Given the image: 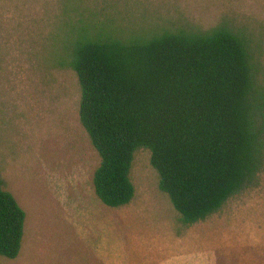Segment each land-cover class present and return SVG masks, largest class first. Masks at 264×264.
<instances>
[{
  "label": "rangeland",
  "instance_id": "obj_1",
  "mask_svg": "<svg viewBox=\"0 0 264 264\" xmlns=\"http://www.w3.org/2000/svg\"><path fill=\"white\" fill-rule=\"evenodd\" d=\"M78 3L87 20L110 18L127 31L224 22L259 44L264 63V0ZM65 8L63 0H0V177L25 213L19 255L0 264H264V175L259 187L182 230L141 149L133 200L118 209L98 201L99 158L79 122V86L64 52L67 17L77 11Z\"/></svg>",
  "mask_w": 264,
  "mask_h": 264
},
{
  "label": "trees",
  "instance_id": "obj_2",
  "mask_svg": "<svg viewBox=\"0 0 264 264\" xmlns=\"http://www.w3.org/2000/svg\"><path fill=\"white\" fill-rule=\"evenodd\" d=\"M63 2L68 14L77 11L67 17L64 52L79 86V122L99 158L92 188L103 206L133 200L141 149L182 230L260 186L264 63L250 35L224 22L127 31L110 18L99 25L82 17L80 0ZM24 225L0 177V258L19 255Z\"/></svg>",
  "mask_w": 264,
  "mask_h": 264
}]
</instances>
